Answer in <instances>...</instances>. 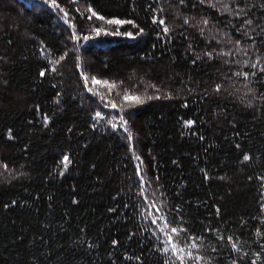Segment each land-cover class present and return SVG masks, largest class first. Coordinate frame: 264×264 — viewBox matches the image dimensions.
Segmentation results:
<instances>
[{
    "label": "trees",
    "instance_id": "trees-1",
    "mask_svg": "<svg viewBox=\"0 0 264 264\" xmlns=\"http://www.w3.org/2000/svg\"><path fill=\"white\" fill-rule=\"evenodd\" d=\"M0 264H264V0H0Z\"/></svg>",
    "mask_w": 264,
    "mask_h": 264
},
{
    "label": "snow or ice",
    "instance_id": "snow-or-ice-1",
    "mask_svg": "<svg viewBox=\"0 0 264 264\" xmlns=\"http://www.w3.org/2000/svg\"><path fill=\"white\" fill-rule=\"evenodd\" d=\"M161 23H163V21H161ZM41 74L43 75V73H41ZM245 159H248V157H247V156H245ZM65 160H67V158H65ZM172 231H173V232H176V229H175V228H173V229H172ZM164 250H165V251H167V249H164Z\"/></svg>",
    "mask_w": 264,
    "mask_h": 264
}]
</instances>
